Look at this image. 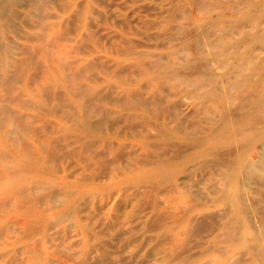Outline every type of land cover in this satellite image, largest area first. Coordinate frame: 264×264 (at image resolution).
<instances>
[{"label": "bare ground", "instance_id": "obj_1", "mask_svg": "<svg viewBox=\"0 0 264 264\" xmlns=\"http://www.w3.org/2000/svg\"><path fill=\"white\" fill-rule=\"evenodd\" d=\"M0 264H264V0H0Z\"/></svg>", "mask_w": 264, "mask_h": 264}, {"label": "rangeland", "instance_id": "obj_2", "mask_svg": "<svg viewBox=\"0 0 264 264\" xmlns=\"http://www.w3.org/2000/svg\"><path fill=\"white\" fill-rule=\"evenodd\" d=\"M3 241V240H2ZM4 242H6V241H4ZM4 242H2V243H4ZM8 246H11V244H8V243H4V245H2V247H8Z\"/></svg>", "mask_w": 264, "mask_h": 264}]
</instances>
